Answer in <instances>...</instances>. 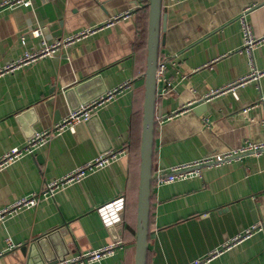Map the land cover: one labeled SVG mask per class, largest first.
Listing matches in <instances>:
<instances>
[{
  "label": "crops",
  "instance_id": "obj_1",
  "mask_svg": "<svg viewBox=\"0 0 264 264\" xmlns=\"http://www.w3.org/2000/svg\"><path fill=\"white\" fill-rule=\"evenodd\" d=\"M148 2L31 0L30 6L0 9V69L39 52L44 41L94 30L0 75V160L71 113L79 98L73 93L69 99L67 90L96 76L99 82L81 88L85 97L128 84L92 119L0 169L2 210L105 152L127 153L59 188L54 198L1 219L0 264H48L35 241L63 228L65 235L43 242L54 264L102 248L110 229L99 209L120 196L126 204L123 244L89 264H134ZM163 16L160 61L167 67L158 83L154 170L264 143V0H163ZM247 30L259 41L249 49ZM149 230L147 264H264V150L200 166L176 182L155 180ZM63 244L68 254L60 261Z\"/></svg>",
  "mask_w": 264,
  "mask_h": 264
},
{
  "label": "built area",
  "instance_id": "obj_2",
  "mask_svg": "<svg viewBox=\"0 0 264 264\" xmlns=\"http://www.w3.org/2000/svg\"><path fill=\"white\" fill-rule=\"evenodd\" d=\"M30 6L31 0H6L2 4H0L1 8H11V7H18V6ZM123 15L115 16L109 20V24H113L117 22ZM94 30L89 29L84 32L77 33L72 35L68 38H64L58 41H53L51 43L44 41L42 48L39 52L33 54H26L25 56L18 59L16 62L12 64H8L3 69H0V75L4 74L5 72L12 71L16 68H19L23 65H28L39 58L54 55L58 51L63 48H68L81 40L87 33L93 32ZM35 35H39V31H34ZM259 41L256 40L250 31L245 32V46L249 49L255 46ZM167 67L166 61H159L158 70H157V83L161 80L165 79V70ZM253 78L256 77L258 74L253 73ZM244 83V80L240 82V84ZM125 84L116 88L112 91H109L99 96L98 98L88 102L85 105L80 106L78 109L71 111V113L55 124V126L51 128L43 129L42 131L35 132V134L28 139L27 143L21 148H14L6 154L0 160V169H3L7 166L10 162L18 159L23 154L34 155L42 145H44L54 134L63 132L67 129L74 128V126L80 122L87 121L95 112L96 108L102 104L105 100L112 98L114 94L124 90L126 87ZM166 88L163 89V91ZM213 92V93H217ZM107 94V95H106ZM246 112V111H245ZM264 150V143L261 144H249L242 148L239 151L235 152H228L223 155H218L213 158H209L207 160L201 162H194L191 164H184L179 166H173L170 170L166 172H158L156 173V179L158 183H172L178 180H183L188 178L190 175L198 173V168L203 165H212L215 163H220L226 160H230L235 156L245 154V153H252L258 154ZM127 153L125 150L121 151H108L105 152L97 158L93 159L92 161L88 162L85 166L77 168L64 178L60 180L53 181L49 184H46L45 191L41 192L38 195H33L30 197L22 198L15 202L14 204L0 210V220L3 219L7 215H12L14 213L19 212L22 208H30L37 204L40 198L42 197H53L56 194V191L59 188L66 187L76 182L82 181L89 172H93L99 170L103 167L109 166L126 156ZM125 199L123 196L116 198L115 200L105 204L104 206L100 207V212L103 218V221L108 229H110V236L108 238V244L103 246L102 248L95 249V250H88V251H81L79 255L70 259L65 260L63 264H89L92 262H99L104 258L111 256L114 254L115 250L122 246L123 238L122 234L125 229L124 224V211H125ZM17 247L11 246V251H15ZM61 264V263H57ZM195 264H199V261L195 262Z\"/></svg>",
  "mask_w": 264,
  "mask_h": 264
},
{
  "label": "water",
  "instance_id": "obj_3",
  "mask_svg": "<svg viewBox=\"0 0 264 264\" xmlns=\"http://www.w3.org/2000/svg\"><path fill=\"white\" fill-rule=\"evenodd\" d=\"M165 29V21L163 16V0H149L148 2V34H147V56L146 68L144 72V98H143V116H142V131L140 140V178L138 186L137 214L135 226V254L134 264H147L149 251V236H150V217H151V196L152 183L154 180V142H155V124H156V109H157V70L159 64V54L163 43L162 31ZM98 76L94 77L90 82H85L76 88L66 91V96L70 99L73 93H78L79 100L71 103V110H76L80 106L98 98L106 92L101 90L94 92L85 97L81 90L90 84L99 82ZM95 83V84H96ZM85 91V90H84ZM84 97H83V96ZM91 117L90 119H92ZM35 134V133H34ZM33 134V135H34ZM32 135V136H33ZM65 228L59 229L53 234H49L35 241V245L39 249L43 261L48 264H54L57 261L55 258H50L47 249L43 248V242L48 238H53L59 234L65 235ZM63 253L57 260L64 261L68 254V248L65 244ZM56 261V262H55Z\"/></svg>",
  "mask_w": 264,
  "mask_h": 264
},
{
  "label": "trees",
  "instance_id": "obj_4",
  "mask_svg": "<svg viewBox=\"0 0 264 264\" xmlns=\"http://www.w3.org/2000/svg\"><path fill=\"white\" fill-rule=\"evenodd\" d=\"M147 13H148V5H147ZM148 34V33H147ZM146 38V37H145ZM145 43H146V41H145ZM146 47V46H145ZM161 54H159V61L161 60ZM145 68H146V61H145ZM141 95L143 96V98H144V86H143V88H142V91H141ZM143 114V113H142ZM140 145V144H139ZM156 172L157 171H155V170H153V174H154V180H153V183L155 182V180H157L156 179ZM153 183H152V185H153ZM135 231V230H134Z\"/></svg>",
  "mask_w": 264,
  "mask_h": 264
}]
</instances>
